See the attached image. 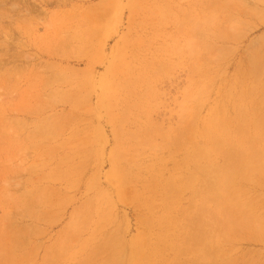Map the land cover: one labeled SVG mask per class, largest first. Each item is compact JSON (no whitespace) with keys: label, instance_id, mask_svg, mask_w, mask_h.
<instances>
[{"label":"rangeland","instance_id":"1","mask_svg":"<svg viewBox=\"0 0 264 264\" xmlns=\"http://www.w3.org/2000/svg\"><path fill=\"white\" fill-rule=\"evenodd\" d=\"M0 264H264V0H0Z\"/></svg>","mask_w":264,"mask_h":264}]
</instances>
